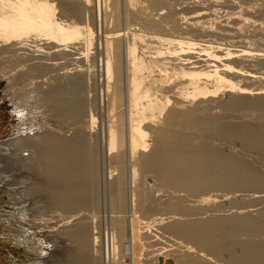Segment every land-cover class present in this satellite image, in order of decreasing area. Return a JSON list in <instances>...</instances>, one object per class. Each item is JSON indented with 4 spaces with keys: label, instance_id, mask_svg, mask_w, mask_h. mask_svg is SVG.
<instances>
[{
    "label": "bare ground",
    "instance_id": "obj_1",
    "mask_svg": "<svg viewBox=\"0 0 264 264\" xmlns=\"http://www.w3.org/2000/svg\"><path fill=\"white\" fill-rule=\"evenodd\" d=\"M51 2L0 0V74L17 72L7 88L23 120L0 140V176H8L5 194L15 206L12 217L0 210L1 264H185L187 255L191 264H222L224 253L229 264H264V174L255 161L264 160V0ZM116 13L123 28L112 31ZM102 23L109 28L102 27L99 135L88 84ZM23 81L52 86L21 101ZM238 111L255 118L230 123L225 114ZM59 122L75 127L74 135ZM222 143L250 155L233 154L232 146L224 154ZM99 154L107 171L103 244L95 223ZM239 193L247 203L262 201V210L253 204L196 214L189 207ZM183 203L189 210L180 213Z\"/></svg>",
    "mask_w": 264,
    "mask_h": 264
},
{
    "label": "rangeland",
    "instance_id": "obj_2",
    "mask_svg": "<svg viewBox=\"0 0 264 264\" xmlns=\"http://www.w3.org/2000/svg\"><path fill=\"white\" fill-rule=\"evenodd\" d=\"M49 1H52L53 2V0H49ZM51 2V3H52ZM52 4H55V1L52 3ZM55 7V6H54ZM55 14H56V12H55ZM117 14L118 13H116L114 16H117ZM114 19H116V21L114 20L113 22H114V25H113V22H112V25H113V27H112V25L110 24V27L111 28H109L108 26L109 25H107V24H101L100 25V27L98 28V29H96L95 30V33H94V44H95V46H93V47H91L92 49H95V50H92V52L93 53H95V61H96V63H97V68L95 69V73H94V76H93V79H92V77H91V80L89 81V82H91V83H89L88 85H89V90H91V92H90V98H88L91 102H95L94 104H97L98 105V113H97V115H96V120H95V124L93 125V128H92V131H93V133L94 132H98L99 133V135H101V131H103L102 130V123H103V121H104V118H105V116H104V102H105V81H104V78H103V76H102V70H103V68H101V69H99V60L101 61L102 60V57L100 56V52L102 53V50L100 51V49H101V47L103 46V34H105V30L106 29H104V32H103V28H109V30L111 29L112 31L114 30V31H116V30H120L121 28H123L122 27V25L121 24H117V25H115L116 24V22H118V21H120L119 19H118V16H117V18H115L114 17ZM118 20V21H117ZM59 21H56V24L58 23ZM120 23V22H119ZM59 24V23H58ZM59 25H61V24H59ZM104 25V26H103ZM107 26V27H106ZM117 27V28H115V27ZM103 27V28H102ZM121 27V28H120ZM113 28V29H112ZM120 28V29H119ZM100 29V30H99ZM30 29H28V31H29ZM31 31V30H30ZM30 31L28 32V33H30ZM102 45V46H101ZM53 56H51L50 58H52ZM51 60L49 59L48 60V62H50ZM101 63V62H100ZM41 64H42V62H41ZM72 64V63H71ZM101 66V65H100ZM44 72V71H43ZM43 72H36V73H34L33 75L35 76V75H38V74H40V73H43ZM13 75H12V77H10V76H5L4 78L1 76V74H0V136H4V134L5 135H7L6 137H1L0 138V140H7L9 137H11V135L12 136H14V133L12 134L11 132H12V128L13 129H16L17 127H18V125H19V120H22V118H19V120H18V116H17V113L16 112H14V110H13V105H12V103H11V100H14V98L13 99H11L12 98V96H11V92L12 91H9V88H7V86L9 85V81L13 78V77H15V76H18V74H17V72H13L12 73ZM7 77L8 78H11V79H7ZM120 77V76H119ZM120 79V78H119ZM63 81V80H62ZM23 83L24 84H22L21 86H22V88L21 89H27L26 91H28V93H26V94H24L23 93V90L21 91V90H19L20 91V94H19V96L16 98L15 97V99H17V100H21V101H23L24 99H27V98H39V96H40V93L41 92H43V91H45V90H47L48 89V87L51 85L52 86V84L51 83H49V84H45V85H42V87L43 88H41V86H40V84L39 83H35L34 85H33V87H31V85L30 86H28V87H25V85H26V83L23 81ZM53 83V82H52ZM37 84V85H36ZM93 85V86H92ZM40 86V87H39ZM45 86V87H44ZM32 89H31V88ZM39 87V88H38ZM47 87V88H46ZM120 87V86H119ZM35 88V89H34ZM37 88V89H36ZM25 89H24V92H25ZM40 90H42V91H40ZM5 92V93H4ZM8 92L10 93V94H8ZM22 92V93H21ZM8 94V95H7ZM29 94V95H28ZM32 94V95H31ZM39 95V96H38ZM226 96V95H225ZM225 96H223V97H225ZM27 97V98H26ZM221 98H222V96H221ZM220 98V99H221ZM225 100H226V97H225ZM222 101H223V99H222ZM119 106H122V105H120V104H122L121 103V101H119L118 103H117ZM116 104V105H117ZM119 106H117V109H118V111H120L121 110V108L122 107H120L119 108ZM102 108V109H101ZM102 110V111H101ZM97 112V111H96ZM238 112H240V111H238ZM236 113V112H231L230 114L228 113V114H225L226 115V117H227V115H229V117L231 116V117H233L232 116V114H235V116L234 117H236L237 115L236 114H239L240 115V113ZM243 114H245L244 112H242ZM241 113V114H242ZM248 113V112H247ZM241 115V116H237L236 117V119L235 120H233V118H232V121H231V117L229 118L230 119V123H234V124H236L235 122H240V123H242L240 120H242L243 121V123L244 122H248L249 124H250V122H249V119L252 117H254V116H252L253 114L251 113V114H249V116H248V118H247V116L246 115ZM256 115V114H255ZM239 117V118H238ZM241 117H243V118H241ZM251 118V119H252ZM255 118V117H254ZM257 118H259L258 116H257ZM257 118L255 119V121L257 120ZM261 118H263V117H261ZM23 119L25 120L26 119V117H23ZM229 119H227V120H229ZM120 120V119H119ZM238 120V121H237ZM247 120V121H246ZM254 119H252V120H250V121H253ZM23 121V120H22ZM75 121V120H74ZM233 121H235V122H233ZM229 122V121H228ZM238 122V123H239ZM50 123H53V122H51L50 121ZM253 124V123H252ZM55 125L56 126H58L59 128H62V131H64V132H67L68 134V137H71V136H73L74 135V133H73V129L75 128V127H72V129H71V126L68 124V123H62V122H59V123H55ZM65 127H67V128H65ZM73 130V131H72ZM13 132H15V131H13ZM72 133V134H71ZM217 145L219 144V143H216ZM234 144H236V145H238V143L237 142H235ZM225 145L226 144H224V143H222V145H219L220 146V150H221V152L222 153H226V154H228V153H231L233 150V154H235V153H237L238 155H241V151H239V150H241V149H236V147H234V145L232 146V149H231V146L229 145V147L230 148H228L230 151H228V149L226 150V148L228 147V145H226V147H225ZM100 148H101V145H100ZM235 148V149H234ZM238 148H240L239 147V145H238ZM0 150H1V147H0ZM232 150V151H231ZM228 151V152H227ZM239 151V152H238ZM1 152V151H0ZM101 154V153H100ZM99 154V194H100V209H99V211H98V216L100 217V218H98L97 220H96V229H97V227H98V232H100V236H102V244L104 243V241H103V239L105 240V238H104V236H105V233H107V226H109V217H108V215H107V213H106V201H107V184L105 183H103V185H102V182H104L103 181V177H105V175L107 174V171L105 170V168H106V165H105V163L103 164V160H102V156ZM248 153H242V155H244L245 156V158H246V155H247ZM248 155H250V154H248ZM248 155H247V157H248ZM2 155L0 154V157H1ZM101 156V157H100ZM244 156H242V157H244ZM251 156L253 157L252 159H251ZM251 156H249L250 157V159H251V161L254 159L255 160V157L256 156H254L253 154L251 155ZM243 159V160H245L246 162H249L250 161V159H249V161L247 160V159ZM242 159V158H241ZM257 159H258V162H257ZM256 162H254V163H256V165L258 166H256V169H257V171L258 170H260V173H259V171H258V173L260 174V176L261 175H263L264 173H262V172H264V167H262V166H264V164H262V162H260V161H264V160H261V158H258V157H256V160H255ZM252 162H250V164H251ZM254 165V167H255V164H253ZM262 170V171H261ZM106 171V172H105ZM262 173V174H261ZM5 174H3L2 176H0V210L1 209H3V210H5L6 212H8L9 213V216L10 217H12V214L15 212V209H13V208H15V206H13L12 204H9V202H8V196L5 194V192H6V190H9L10 188H11V185H9V183H8V176H4ZM122 177V176H121ZM120 177V183H119V186H120V191H121V195L122 194H124V185H122V183H121V181H122V178ZM258 177H259V175H258ZM5 179V180H4ZM261 179V178H260ZM258 180H259V178H258ZM260 182H258V184H259ZM6 184H8V186L6 185ZM258 187H259V185H258ZM104 188V189H103ZM251 189H254V188H251ZM256 190H260L259 188L257 189V188H255ZM254 189V190H255ZM123 190V191H122ZM262 190V189H261ZM264 191V190H263ZM264 193V192H263ZM219 194V193H218ZM240 194H242V193H239L238 195V197H236L235 199L233 198V199H226L225 201L223 200V201H218V203H213L212 202V204H211V202L210 203H206V205L205 204H202V205H194V206H189V205H187V204H185V203H183L182 204V207H183V205L186 207V205H187V207L189 206V207H191V208H194V209H196V214L197 213H201V212H206V211H212V210H215V209H223V208H225V207H228V206H236V207H243V206H249V205H251V209H254L257 205V207L256 208H258V209H254V210H259L260 211V209L262 210V208L264 207V205H263V207L261 206V205H259V204H261V202L259 203V201L257 202H254L255 201V199L253 200H251V199H248V203H247V199L246 198H244L243 200H241L242 199V197L240 196ZM245 194V193H244ZM262 194V193H261ZM183 195H186V193H184ZM214 195H217V194H214ZM262 195H264V194H262ZM181 198H183V197H181ZM261 199V198H260ZM244 200H245V202H244ZM250 200H251V202H252V204L251 203H249L250 202ZM101 201H105L104 203L103 202H101ZM237 201V202H236ZM178 202H180V203H182V201H180V200H178ZM231 202V203H230ZM264 202V201H263ZM8 203V204H7ZM102 203V204H101ZM163 203H165V202H163ZM168 202H166V204H167ZM13 204H15V203H13ZM103 204L105 205V206H103ZM230 204V205H229ZM256 205L255 207H253L252 208V205ZM264 204V203H263ZM4 205V206H3ZM260 206V207H259ZM102 207V208H101ZM196 207V208H195ZM5 208V209H4ZM250 208V207H249ZM22 209H24V208H22ZM185 209H188L189 210V208H181V209H179L178 211L181 213V211H183V210H185ZM11 210V211H10ZM19 209H16V211H18ZM119 210V209H118ZM123 211V213H122V211ZM192 210V209H191ZM190 210V211H191ZM24 211V210H23ZM177 211V212H178ZM187 211V210H186ZM186 211H184L185 212V214L186 215H189V214H191V213H189L188 211L186 212ZM193 211V210H192ZM119 212L122 214V215H124V208H120V210H119ZM23 213H27V211H24ZM168 213H172V211H164V212H162V214L161 215H166V214H168ZM195 213V212H194ZM194 213H192L191 215H193ZM252 213H253V216L254 217H258V218H261L260 216H261V214H260V212H259V214H258V212H251V215H252ZM256 213V214H255ZM2 214H4V215H7V213H2ZM195 214V215H196ZM107 215V216H106ZM225 215V214H224ZM227 215V214H226ZM229 216V215H228ZM105 217V218H104ZM189 218V217H188ZM0 219H2V217H0ZM123 219L125 220V218L123 217ZM122 219V220H123ZM190 219H191V217H190ZM262 223L264 222L263 220H264V217L262 216ZM120 220H121V218H120ZM124 220H123V222L122 221H120L121 223H124ZM194 219H193V217H192V221H193ZM194 222V221H193ZM187 223V222H186ZM185 223V224H186ZM191 222H189V224H190ZM197 222H195L194 224H196ZM106 224V225H105ZM184 224V225H185ZM188 224V225H189ZM192 224V227H196L197 225H194L193 223H191ZM190 224V225H191ZM264 224V223H263ZM188 225H186V226H188ZM189 225V227H191ZM194 225V226H193ZM199 225V224H198ZM5 232H6V229L5 228H3V227H1L0 226V235L1 236H3L4 237V235H5ZM242 238H243V240H242ZM258 238H260V237H258ZM258 238H256L257 240H259ZM261 238L263 239V241H264V237H262L261 236ZM261 238H260V240H261ZM235 239V238H234ZM236 239H237V237H236ZM247 239H249V237L248 238H245V237H241L240 238V241L242 240V241H245V240ZM246 240V241H247ZM249 240H251V239H249ZM248 240V241H249ZM252 240H254V239H252ZM256 240V241H257ZM235 241H239L238 239L237 240H235ZM241 241V242H242ZM262 241V240H261ZM10 248H12L13 250H15V248L13 247V246H11L10 245ZM198 249H200V248H198ZM237 249V250H236ZM235 249V252H236V254L237 255H239V250H238V248H236ZM223 254V253H222ZM222 254H221V256H222ZM5 255H6V251H5V249H4V245H3V242L0 240V264L2 263V261H3V259H4V257H5ZM16 255H18L17 253L15 254V256ZM182 255H184V257H185V255L186 254H182ZM15 256L13 255V257H11V259H10V262H13L14 260H15ZM19 256V255H18ZM31 256V255H30ZM188 256V255H187ZM187 256L185 257V258H187ZM190 256V255H189ZM188 256V257H189ZM227 255H225V253L223 254V258L221 257V259L222 260H226V262H227V257H226ZM191 257V261L192 262H194V260H195V258L193 259L192 258V256H190ZM16 258H17V256H16ZM185 258H180V260L182 259H184L183 261H182V263L183 262H185V264H188V263H186L187 262V260H188V258H187V260L185 259ZM220 258V257H219ZM31 260H32V258H30ZM193 259V260H192ZM96 260H98L99 261V257H96ZM190 260H188V262L191 264L192 262H190ZM224 260V261H225ZM229 260V259H228ZM33 261V260H32ZM30 261L31 262V264L32 263H34L35 264V262L33 261ZM222 262V264H224L225 262ZM30 262H26L25 261V263H23V264H30ZM197 262V261H196ZM194 263V264H197V263ZM100 263H101V261H100ZM230 263V261H228L227 263H225V264H229ZM9 264H13V263H9Z\"/></svg>",
    "mask_w": 264,
    "mask_h": 264
}]
</instances>
